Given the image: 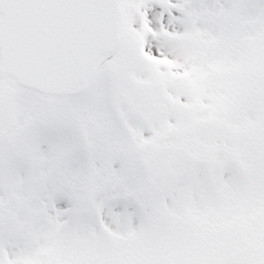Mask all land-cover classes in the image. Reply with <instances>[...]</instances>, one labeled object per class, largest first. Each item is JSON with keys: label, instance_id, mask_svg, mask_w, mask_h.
<instances>
[{"label": "snow or ice", "instance_id": "6c2138e0", "mask_svg": "<svg viewBox=\"0 0 264 264\" xmlns=\"http://www.w3.org/2000/svg\"><path fill=\"white\" fill-rule=\"evenodd\" d=\"M0 264H264V0H0Z\"/></svg>", "mask_w": 264, "mask_h": 264}]
</instances>
